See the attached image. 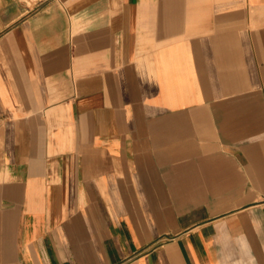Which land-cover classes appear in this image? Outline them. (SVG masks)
I'll return each instance as SVG.
<instances>
[{
    "label": "crops",
    "instance_id": "0c3cea01",
    "mask_svg": "<svg viewBox=\"0 0 264 264\" xmlns=\"http://www.w3.org/2000/svg\"><path fill=\"white\" fill-rule=\"evenodd\" d=\"M0 264H264V0H0Z\"/></svg>",
    "mask_w": 264,
    "mask_h": 264
}]
</instances>
